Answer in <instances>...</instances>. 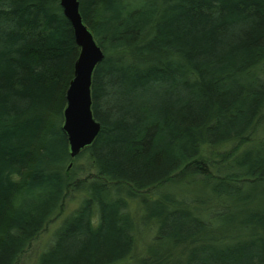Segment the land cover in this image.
<instances>
[{
    "label": "trees",
    "instance_id": "trees-1",
    "mask_svg": "<svg viewBox=\"0 0 264 264\" xmlns=\"http://www.w3.org/2000/svg\"><path fill=\"white\" fill-rule=\"evenodd\" d=\"M77 1L103 58L71 157L72 28L0 0V264L59 216L34 264H264V0Z\"/></svg>",
    "mask_w": 264,
    "mask_h": 264
},
{
    "label": "water",
    "instance_id": "water-1",
    "mask_svg": "<svg viewBox=\"0 0 264 264\" xmlns=\"http://www.w3.org/2000/svg\"><path fill=\"white\" fill-rule=\"evenodd\" d=\"M64 17L68 20L75 43L79 47L73 63V75L65 91L61 128L66 135L70 156L89 145L99 130V123L91 113L90 82L95 66L103 53L91 32L81 21L77 0H59Z\"/></svg>",
    "mask_w": 264,
    "mask_h": 264
},
{
    "label": "rangeland",
    "instance_id": "rangeland-1",
    "mask_svg": "<svg viewBox=\"0 0 264 264\" xmlns=\"http://www.w3.org/2000/svg\"><path fill=\"white\" fill-rule=\"evenodd\" d=\"M262 133H264V127L262 130ZM264 137V135H261ZM74 206V201L70 200L69 202H67V208L65 209L66 211ZM65 211V212H66ZM60 220V216L55 219L54 221H52L51 224H49L46 228L45 231H43L37 238L36 240H34L30 246L29 249L20 256L19 260H18V264H34V259H35V253L37 251H40L45 245H46V240L47 237L50 234V231L57 225V223ZM122 264V263H120Z\"/></svg>",
    "mask_w": 264,
    "mask_h": 264
}]
</instances>
